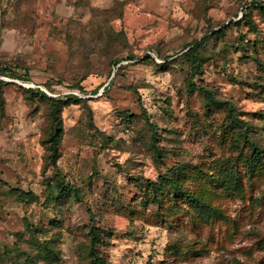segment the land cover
<instances>
[{
	"label": "rangeland",
	"instance_id": "rangeland-1",
	"mask_svg": "<svg viewBox=\"0 0 264 264\" xmlns=\"http://www.w3.org/2000/svg\"><path fill=\"white\" fill-rule=\"evenodd\" d=\"M256 147L264 0H0V264H264Z\"/></svg>",
	"mask_w": 264,
	"mask_h": 264
},
{
	"label": "trees",
	"instance_id": "trees-1",
	"mask_svg": "<svg viewBox=\"0 0 264 264\" xmlns=\"http://www.w3.org/2000/svg\"><path fill=\"white\" fill-rule=\"evenodd\" d=\"M112 8L110 9H103V10H112ZM245 16H247V13H245ZM197 73H200L201 70L199 67L195 68ZM196 74V73H195ZM191 87H196L195 84L193 82H191ZM202 92L205 93L206 99L208 100L209 103H213V104H217V105H225L227 110L229 111V117H232L237 124L238 123H242V124H247V122H245L242 119H239L236 114V108L231 105L228 104L226 102H222V101H218L217 98H215L214 93L205 88V87H200L199 88ZM226 103V104H225ZM52 118H53V131L51 133L50 136V146H49V151H50V159H51V165L54 167H57V161L58 158L60 157V145H61V140H62V135H63V129H62V122H61V116L59 113V103L58 100H53L52 103ZM242 135H245L244 137L247 138V135L245 133H242ZM255 153L256 155L260 156L264 154V150H260V148L256 147L255 148ZM170 174H165L162 175L160 178V181H150L151 183V188L153 189V191H162L164 190L166 187H168V191L170 193H175V192H180V193H184V194H188L191 196V194L189 192H187L186 190H184L183 185H182V181H181V174L183 172V167L182 166H175L173 168L170 169ZM65 187V186H64ZM63 186H59V188L61 190H63L64 188ZM66 189H70V187H66ZM158 197V196H157ZM196 201L199 203H202V200L199 198H196ZM92 246H91V257H93V262L95 264H111L110 262H108L105 258L100 257L97 252L95 251V246L97 244V242L100 241V236L99 233L96 232L95 230H93L92 232Z\"/></svg>",
	"mask_w": 264,
	"mask_h": 264
}]
</instances>
